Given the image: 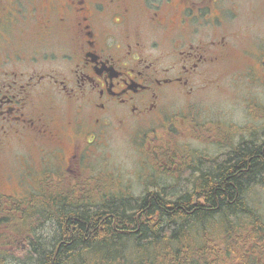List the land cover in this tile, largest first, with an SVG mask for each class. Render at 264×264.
<instances>
[{
	"label": "flooded vegetation",
	"instance_id": "obj_1",
	"mask_svg": "<svg viewBox=\"0 0 264 264\" xmlns=\"http://www.w3.org/2000/svg\"><path fill=\"white\" fill-rule=\"evenodd\" d=\"M199 3L0 0V224L38 203L3 189H96L87 176L110 121L163 116L214 84L230 43L200 33L219 14Z\"/></svg>",
	"mask_w": 264,
	"mask_h": 264
},
{
	"label": "trees",
	"instance_id": "obj_2",
	"mask_svg": "<svg viewBox=\"0 0 264 264\" xmlns=\"http://www.w3.org/2000/svg\"><path fill=\"white\" fill-rule=\"evenodd\" d=\"M183 166L187 171L179 177L186 186L175 191L153 189L132 196L93 189L95 195L88 198L81 189H53V199H49L51 191L41 189L47 190L46 197L38 202L48 218L49 209H55L57 233L49 243L22 234L25 258L21 261L262 264L264 222L249 205L246 193L264 184V131L260 140L241 138L219 156L198 159L194 166L183 161ZM17 219L7 222L18 231L26 220L25 216ZM10 238L0 234V264L11 260L15 242Z\"/></svg>",
	"mask_w": 264,
	"mask_h": 264
},
{
	"label": "rangeland",
	"instance_id": "obj_3",
	"mask_svg": "<svg viewBox=\"0 0 264 264\" xmlns=\"http://www.w3.org/2000/svg\"><path fill=\"white\" fill-rule=\"evenodd\" d=\"M199 1L205 15L214 11L213 8H217L219 14L215 25L200 27V33L227 35L231 55L215 67L212 86L206 85L189 96L171 99L162 109L163 116L154 114L146 120L129 119L123 123L110 121L104 127L100 155L90 163L93 175H85L95 190L112 189L132 196L162 185L170 186L166 189L173 191L181 190L186 186L185 180L179 177L187 171L183 169V161L194 166L198 159L219 156L241 138H262L264 0H213L214 5L209 0ZM217 123L219 127H216ZM195 176L196 173L191 177ZM3 190L14 197L33 192L34 201H42L41 197L45 196L38 189ZM92 190L81 189L87 197L95 195ZM246 199L264 222V184L253 186L247 191ZM30 209L37 210L38 214H31L22 229H12L8 226L9 221L0 224V234L10 236L15 242L8 264H23L25 238L22 234L49 243L57 233L55 209H49L51 218L45 215L41 202ZM11 214L15 215V212ZM12 217L10 220L14 219Z\"/></svg>",
	"mask_w": 264,
	"mask_h": 264
}]
</instances>
